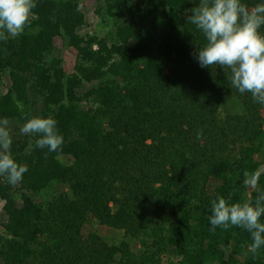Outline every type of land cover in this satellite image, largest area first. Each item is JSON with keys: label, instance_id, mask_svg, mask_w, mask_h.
Returning <instances> with one entry per match:
<instances>
[{"label": "trees", "instance_id": "1", "mask_svg": "<svg viewBox=\"0 0 264 264\" xmlns=\"http://www.w3.org/2000/svg\"><path fill=\"white\" fill-rule=\"evenodd\" d=\"M130 1L108 7L109 38L76 33V0H36L23 33L0 41V119L18 124L11 154L28 168L16 185L0 176V264H264L248 231H212L208 219L217 196L254 204L264 193V105L228 70L199 66L206 41L186 23L199 0ZM55 36L74 50L68 72ZM33 117L56 121L59 150L20 133ZM245 172H260L256 189ZM52 185L62 189L38 201ZM90 219L122 239L83 235Z\"/></svg>", "mask_w": 264, "mask_h": 264}, {"label": "clouds", "instance_id": "2", "mask_svg": "<svg viewBox=\"0 0 264 264\" xmlns=\"http://www.w3.org/2000/svg\"><path fill=\"white\" fill-rule=\"evenodd\" d=\"M36 0H0V41L21 35L36 8ZM186 23L194 25L202 33L206 43L199 47L195 59L201 68L219 66L230 72L232 88L241 95L250 93L255 103L264 105V2L249 7L242 0H199L198 6L189 10ZM20 133L38 136L35 147L49 152L61 148L64 139L58 134L56 121L51 118L27 119ZM202 131L197 132V139ZM12 129L8 119H0V176H6L11 185L23 180L28 171L12 157ZM244 186L256 189L260 172H245ZM209 223L212 231L217 227L227 230L240 227L251 235L249 251L256 255L264 246V193L255 203H229L217 196L211 202Z\"/></svg>", "mask_w": 264, "mask_h": 264}, {"label": "rangeland", "instance_id": "3", "mask_svg": "<svg viewBox=\"0 0 264 264\" xmlns=\"http://www.w3.org/2000/svg\"><path fill=\"white\" fill-rule=\"evenodd\" d=\"M113 1L114 0H76L83 15V24L76 29V33L80 35L93 34L99 38H109L113 32L114 21L107 9L108 7H111ZM128 4L139 7L140 0H131ZM53 45L55 48L54 54H57L61 59L63 69L66 72L70 71L74 60V50L71 47L64 45L58 36L53 38ZM8 85L9 80L7 74L4 73L0 78V93H2ZM224 108L227 111L233 112L237 111L238 107L236 104H226ZM17 125L18 124L16 123H10V127ZM64 160L67 161V159ZM61 189L62 188L58 185H52L47 190L38 194L36 199L43 202L57 194ZM2 204L3 202L0 199V223L4 220ZM81 232L83 235H86L89 232H94L104 240L112 243L121 240L123 236L122 231L99 225L92 219L83 225ZM129 244L132 249L135 248L134 241L129 240Z\"/></svg>", "mask_w": 264, "mask_h": 264}]
</instances>
